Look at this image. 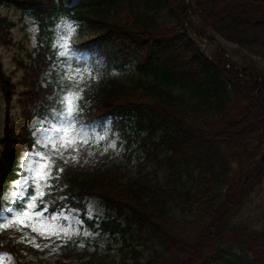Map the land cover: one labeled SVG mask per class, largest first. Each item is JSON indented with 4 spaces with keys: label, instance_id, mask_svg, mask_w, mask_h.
I'll use <instances>...</instances> for the list:
<instances>
[{
    "label": "trees",
    "instance_id": "obj_1",
    "mask_svg": "<svg viewBox=\"0 0 264 264\" xmlns=\"http://www.w3.org/2000/svg\"><path fill=\"white\" fill-rule=\"evenodd\" d=\"M5 1L35 17L42 51L25 75L23 118L5 127L0 193L17 178L21 151L34 143L30 119L51 118L52 108L62 111L63 92L57 87L53 97L51 89L68 90L69 82L58 72L47 77L57 61L52 42L60 20L82 22L96 35L76 50L85 57L70 60L99 72V80L84 89L79 119L95 118L91 128L110 119L118 136L119 152L91 167L57 164L64 169L59 184L66 185L58 195H76L70 207L83 214L85 200L95 196L106 216L100 228L85 218L95 238L80 233L55 264H114L116 243V264H264L262 71L252 67L240 77L208 59L190 35L186 0L0 4ZM190 6L207 27L264 59V0H190ZM13 25L0 17V32ZM116 72L136 79L126 83ZM30 75L36 83H28ZM0 84L10 105L16 86L1 62ZM0 249L11 252L16 264H31L25 244L0 235Z\"/></svg>",
    "mask_w": 264,
    "mask_h": 264
},
{
    "label": "rangeland",
    "instance_id": "obj_2",
    "mask_svg": "<svg viewBox=\"0 0 264 264\" xmlns=\"http://www.w3.org/2000/svg\"><path fill=\"white\" fill-rule=\"evenodd\" d=\"M0 16L5 17L15 23V26L10 31H5V33H3L2 31L0 32V62L2 64L4 72H6V74L17 85L16 91L18 92V94L14 97V101L11 104L10 111L11 120L17 121L21 119L23 113L20 101L21 91L24 88L23 78L25 72H29V69H26L25 66L26 64H30L39 49V27L30 14L23 12L21 9L12 4L3 3L0 6ZM188 19H191L192 23L198 28L196 29L197 34L195 32H192V38L195 40L196 44L201 48V50L212 60L213 55H215L216 59L223 58V53L219 50V48L227 50L231 59L235 57L236 60H243L246 57V52L240 51L236 46L213 34L212 29L208 28L196 15H191ZM68 25H71L73 29V31L71 32V42L73 44L82 43L86 40L95 38L94 35H92L89 30L86 27H83L80 23L76 24L73 22H60L55 29L56 31L54 36V45H56L58 53L65 50L64 48L60 47V45L64 44V40L62 39V37L69 34ZM74 54L75 51H72L70 52L69 56L71 57ZM61 57L62 56L58 54V58ZM252 58L256 59V57L254 56H252ZM260 60L261 59H258L257 61L264 69V61ZM60 64L64 63L61 62ZM77 69L80 70L79 75L76 74ZM62 70L65 71V77H71L73 81L80 80V87L82 88L89 86L93 80V73L91 72V75H89L90 69L85 70L76 65L74 66L65 63L62 67ZM132 75L134 74H130V72H128L117 74L116 76L121 80L130 83L133 80ZM81 77L83 78L82 80ZM36 79L37 78H34L33 75H30L28 77V83H36ZM25 82L26 79L24 80V83ZM68 90L76 91L77 89L68 88ZM7 113L8 107L6 106V102L0 90V139L3 136ZM54 126H57V122H54L52 120L49 121V119L45 120L38 117L34 119L32 128H34L33 130L36 139V146L34 147V149L22 153L19 162V166L21 167L20 173L23 172L25 176L28 175V161L30 156L32 159H37V157L34 155L35 152H43L45 155L53 157L56 155L52 151V144L49 141V137L53 135V133L49 132V129L53 128ZM86 135L89 140V143L87 145L80 144L79 151L71 152V156H69L68 153H64L63 158L67 160V162L78 165L92 164V162L97 160L99 155L105 152L106 147L113 148V142H115L116 145L117 138L112 139L110 145H107L106 143L110 135L109 130L100 131L96 129L94 131H91L88 129ZM45 144H47V147H44ZM59 146L60 145L57 144V147ZM2 149L3 146L0 142V154ZM21 183L22 180L19 177L16 181L11 183V186H7L5 192V202L0 201V223L6 222L4 218L11 219L10 211L15 212L19 210L18 204L20 201L19 192ZM87 210L90 219H93L97 216L102 217L103 215V208L99 204L98 200L94 197L89 199L87 203ZM62 215L67 217V220L61 221V223H63L66 228H69L70 226L68 236H66L64 239L66 242L74 240L75 236H77V234L81 232L84 225L81 219V212L79 210L69 209L67 211H64ZM77 229L78 233L76 231ZM0 232L3 234V236L6 237L7 240L12 239L16 242L25 241L26 243H28L27 239L22 240V237L35 235L27 229L18 231L16 227L2 229L0 230ZM84 233L86 234V231H84ZM66 242L62 243L60 240H56L54 238L51 241H46L40 239L39 237H36V239L32 241V244L39 243L41 247L36 248L34 246H29L33 249V254L28 255L29 262L32 264H53L58 258V255L61 253V246L65 245ZM100 244L102 243L100 242ZM80 246V248H83L82 245ZM118 246V243L115 244V248ZM5 253L6 252H0V261H2V264H15V259L12 257V255L8 253H6L7 255H3ZM89 253H92V250L89 251ZM75 261L76 259H73V262Z\"/></svg>",
    "mask_w": 264,
    "mask_h": 264
},
{
    "label": "snow or ice",
    "instance_id": "obj_3",
    "mask_svg": "<svg viewBox=\"0 0 264 264\" xmlns=\"http://www.w3.org/2000/svg\"><path fill=\"white\" fill-rule=\"evenodd\" d=\"M68 29L69 34L62 37L64 44L60 45L65 50L58 53L62 57L69 56L70 52L82 47L80 43L73 44L71 42L72 26L68 25ZM55 48L56 45H53V49ZM76 74H80L79 69L76 70ZM89 75H91L90 70ZM68 81L69 89L76 88V91L66 90L63 85H54L51 89L53 97L58 95L57 87L63 92V96L58 101L62 111L57 113L55 108L51 109L53 118L57 115L60 116L57 126L49 129V132L53 133L49 137V141L52 144V151L56 155L53 157L45 155L43 152H35L34 155L37 159H32L30 156L27 167L28 175L25 176L23 172L19 173L22 180L19 192V210L10 211L11 219L4 218L6 222L0 223V230L16 227L18 231L27 229L34 233V236L22 237V240L27 239V242L36 248L41 247L39 243L32 244L36 237L46 241H51L54 238L62 243L66 242L64 238L68 236L70 226L66 228L61 223V221L67 220V217L63 216L62 213L70 209L71 204L77 201V197L73 194L61 195L56 199L51 198L56 191V185L53 181H58L59 173L64 171L62 167L57 165L56 160L61 159L63 163H67V160L63 159L64 153L71 156V152L79 151L80 144L87 145L89 143L86 133L91 121L95 119H79L83 115L84 88L80 87V80L73 81L69 77ZM57 144L60 146L57 147ZM31 146L35 147L36 142ZM115 146V142H113L112 147ZM44 147H47V144ZM29 189L31 190L30 194ZM76 231L78 233V229Z\"/></svg>",
    "mask_w": 264,
    "mask_h": 264
},
{
    "label": "bare ground",
    "instance_id": "obj_4",
    "mask_svg": "<svg viewBox=\"0 0 264 264\" xmlns=\"http://www.w3.org/2000/svg\"><path fill=\"white\" fill-rule=\"evenodd\" d=\"M9 186H11V184ZM5 199H6V193H4L3 195L2 202H5Z\"/></svg>",
    "mask_w": 264,
    "mask_h": 264
}]
</instances>
